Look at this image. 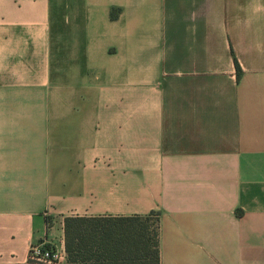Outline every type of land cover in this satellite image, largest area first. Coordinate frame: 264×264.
Listing matches in <instances>:
<instances>
[{"label":"crops","instance_id":"1","mask_svg":"<svg viewBox=\"0 0 264 264\" xmlns=\"http://www.w3.org/2000/svg\"><path fill=\"white\" fill-rule=\"evenodd\" d=\"M152 213L161 264H264V0H0V264Z\"/></svg>","mask_w":264,"mask_h":264},{"label":"trees","instance_id":"2","mask_svg":"<svg viewBox=\"0 0 264 264\" xmlns=\"http://www.w3.org/2000/svg\"><path fill=\"white\" fill-rule=\"evenodd\" d=\"M238 73L240 67L236 62ZM156 215L157 226L148 225ZM159 214L130 218H67L66 264H161Z\"/></svg>","mask_w":264,"mask_h":264},{"label":"built area","instance_id":"3","mask_svg":"<svg viewBox=\"0 0 264 264\" xmlns=\"http://www.w3.org/2000/svg\"><path fill=\"white\" fill-rule=\"evenodd\" d=\"M64 245L49 247L44 243L33 244L29 252V264H66Z\"/></svg>","mask_w":264,"mask_h":264},{"label":"rangeland","instance_id":"4","mask_svg":"<svg viewBox=\"0 0 264 264\" xmlns=\"http://www.w3.org/2000/svg\"><path fill=\"white\" fill-rule=\"evenodd\" d=\"M148 225L151 226L152 229H154L157 226V217L156 215H153L148 220Z\"/></svg>","mask_w":264,"mask_h":264}]
</instances>
